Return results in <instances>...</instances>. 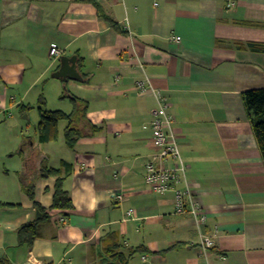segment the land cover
Listing matches in <instances>:
<instances>
[{
  "label": "crops",
  "instance_id": "0c3cea01",
  "mask_svg": "<svg viewBox=\"0 0 264 264\" xmlns=\"http://www.w3.org/2000/svg\"><path fill=\"white\" fill-rule=\"evenodd\" d=\"M52 45L76 57L81 80L52 77L60 67ZM145 77L170 105L188 183L207 213L199 228L191 215L174 213L173 190L153 192L144 180L157 105L137 91ZM15 87H23L15 103L22 112L42 100L43 110L74 113L81 133L68 146L62 120L55 140L28 141L33 159L0 166V201L14 204L0 210V258L264 264V162L241 96L264 88V0H0L3 113ZM41 164L59 172L35 179L34 200L49 208L59 176L73 208L50 209L28 246L17 229L36 210L19 174L28 178Z\"/></svg>",
  "mask_w": 264,
  "mask_h": 264
},
{
  "label": "built area",
  "instance_id": "2783aa9c",
  "mask_svg": "<svg viewBox=\"0 0 264 264\" xmlns=\"http://www.w3.org/2000/svg\"><path fill=\"white\" fill-rule=\"evenodd\" d=\"M170 39L179 41L178 36H172ZM61 52V49L56 45L50 47L51 58H58ZM136 88L141 94L151 93L157 101L156 107L152 110V120L149 125L151 144L155 148V152L144 166V180L153 192L164 193L173 190L174 213L191 215L199 228L206 221L207 213L197 202L194 191L188 183L187 166L180 153L174 117L169 110L170 105L161 92L151 85L147 77L137 81ZM177 183H182L183 188H176ZM112 196L116 201H123L125 198V194L122 192H112ZM128 213L131 214V210ZM200 236L201 245L204 249L213 246V240L210 236L204 234ZM143 259L146 258L143 257ZM34 261V258L31 257L30 264H33Z\"/></svg>",
  "mask_w": 264,
  "mask_h": 264
},
{
  "label": "trees",
  "instance_id": "16d2710c",
  "mask_svg": "<svg viewBox=\"0 0 264 264\" xmlns=\"http://www.w3.org/2000/svg\"><path fill=\"white\" fill-rule=\"evenodd\" d=\"M93 2V0H78ZM109 19V18H107ZM116 24L113 23V26ZM242 100L248 116L251 120L252 130L262 155L264 162V88H255L244 91L242 94ZM40 105L43 101L40 100ZM28 108V106H25ZM39 122L37 124V133L39 142H48L55 140L58 135V123L62 120H66L68 125L64 129L65 142L68 146L73 147L75 136L80 135L79 129L76 127V115L74 113L66 114L60 110H43L39 107ZM23 150V147L21 148ZM33 154L36 155L33 150ZM34 155V156H35ZM30 159V158H29ZM32 159V158H31ZM59 169H53L43 164L40 165L38 170L33 172L28 168V178L24 172L19 174L21 187L27 194L29 199L33 201L34 208L36 210V218L31 221L22 224L17 229L18 243L31 246L33 240L39 235V228L43 221L49 218L50 209H59L62 211H69L73 208L69 193L62 186V177H57L54 190L53 200L49 208L42 206L39 202L34 200V181L37 177H48L50 175H57ZM14 204L5 203L0 201V210L5 207H11ZM0 264H12L6 258H0Z\"/></svg>",
  "mask_w": 264,
  "mask_h": 264
},
{
  "label": "rangeland",
  "instance_id": "374dc122",
  "mask_svg": "<svg viewBox=\"0 0 264 264\" xmlns=\"http://www.w3.org/2000/svg\"><path fill=\"white\" fill-rule=\"evenodd\" d=\"M20 89L23 87H15L9 90V95L15 96L11 101L14 104L9 106L5 113L0 110V166L17 167L18 161L26 154H28V158H34L33 151H31L34 149L29 142H37V124L40 118L39 107L41 105L40 102L34 103L30 109L22 112L15 104L17 101V103L20 102ZM28 101H30L28 97L23 99L24 104H27ZM22 147L23 150H21ZM12 162L14 166H11Z\"/></svg>",
  "mask_w": 264,
  "mask_h": 264
},
{
  "label": "water",
  "instance_id": "95a60500",
  "mask_svg": "<svg viewBox=\"0 0 264 264\" xmlns=\"http://www.w3.org/2000/svg\"><path fill=\"white\" fill-rule=\"evenodd\" d=\"M60 67L56 70L52 77L62 80L74 79L81 80L79 72L76 66V57L75 56H60Z\"/></svg>",
  "mask_w": 264,
  "mask_h": 264
}]
</instances>
